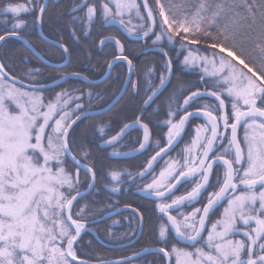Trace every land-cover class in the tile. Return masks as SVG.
<instances>
[{
    "label": "snow or ice",
    "instance_id": "obj_1",
    "mask_svg": "<svg viewBox=\"0 0 264 264\" xmlns=\"http://www.w3.org/2000/svg\"><path fill=\"white\" fill-rule=\"evenodd\" d=\"M173 3L174 0H155L154 10L148 0H144L150 23L141 25L145 29L143 35H155L154 44L165 37L169 44L181 41V49L188 53L183 64L200 68L205 77L212 78L214 87L206 93L192 91L179 106L185 114L178 122L167 121L168 145L171 146L191 118L202 116L206 120L204 126L195 129L191 146L184 149V165L178 174L175 173L179 162L173 161L144 188L162 198L182 180L200 177L201 182L186 195L157 205L179 241L187 242L194 251L177 247L175 243L169 248L168 229L164 223L159 226L158 238L163 246L158 251L169 264L173 257L175 264H264V0H194L181 3L178 10H174ZM98 8L106 22L123 17L133 9L139 16L136 0H81V4L70 11L86 9V21L90 23ZM46 11L47 5L39 0H25L24 3L8 0L0 6V16L10 17L0 21L5 25L0 29L4 32L0 42L9 37L22 38L18 30L29 26L22 13L35 12L32 26H42ZM9 23L10 28L7 27ZM156 27L158 33L153 31ZM73 36H76L75 31ZM115 43L123 53L120 41ZM200 44L212 51L201 56L199 48L190 47ZM60 47L65 53L69 51L63 45ZM116 59L125 60L126 57L120 55ZM128 65L131 68V60ZM167 70L171 72L170 60ZM0 73L8 75L3 64H0ZM164 83L162 76L160 85ZM67 95V92L58 93L54 101L45 103L42 95L9 86L4 77H0V264H87L78 259L75 249L85 223L74 218L72 213L74 202L82 196L79 190L82 161L72 154L69 137L70 129L80 116L72 119V113L61 107V98ZM204 95L215 97L218 105H205L203 109L189 112L188 107ZM223 96L230 98L231 115L225 111ZM97 97L103 99L100 93ZM67 103L63 101L64 105ZM172 115L169 112V116ZM230 120L233 122L229 123ZM242 122L245 128L243 147L237 137ZM134 124L143 129L139 148L144 149L149 142L148 124L142 122V117H137ZM221 124L224 129H231L230 139L220 131ZM132 126L125 124L117 135L104 142L113 144ZM98 131L103 135L104 126ZM209 132L210 135H203ZM225 139L227 146L220 143ZM217 146L222 148L219 153L215 151ZM198 147L202 150L200 153L196 152ZM164 151L166 149L161 148L160 152ZM160 152L149 159L147 168L139 173L141 177L152 168ZM84 155L87 157L88 153ZM69 156L75 172L68 168L66 158ZM215 162H222L223 180L221 182L218 176V190L209 194L202 210L196 208L188 214L170 215L173 207L197 199L209 183ZM95 168V162L84 165L89 189L96 186ZM108 175L112 181H119L121 173L111 170ZM112 191L118 189L113 187ZM224 199L227 207L221 218L207 228L210 210Z\"/></svg>",
    "mask_w": 264,
    "mask_h": 264
},
{
    "label": "trees",
    "instance_id": "obj_2",
    "mask_svg": "<svg viewBox=\"0 0 264 264\" xmlns=\"http://www.w3.org/2000/svg\"><path fill=\"white\" fill-rule=\"evenodd\" d=\"M6 2L8 0H0V6H3ZM12 2L24 3L25 0H12ZM39 2L42 3L43 0H39ZM87 2H92V0H87ZM188 2H194V0H174L173 8L174 10H178V6L181 3ZM136 3L139 9V16L137 15V10L133 9L131 12H125L123 17H117L115 20L109 19L106 22L101 14V10L98 8L94 19L88 23L86 21V9H78L74 13L70 11L77 4H81V0H59L56 4L50 2L49 6H47L45 21L41 28L45 38L57 41L69 49V63L60 70L52 69L41 63L38 59H35L24 45L17 40H8L0 48V63L5 66V71L12 78L33 85V87L55 83L67 74H78L96 82L106 75L109 62L116 59V57L123 55L127 60H131L132 62V81L121 102L105 115L87 118L78 123L72 129L69 141L72 145V153L82 161V164L91 165L95 162L96 165V187L90 195L82 199L81 202L79 201L76 205L82 203L91 212L102 214L85 222L95 221L120 207H132L143 218L144 229L140 240L134 246L125 251H111L105 249L98 242L101 241L115 246L130 242L135 236L125 242L117 241L120 235L125 234L126 228H129L130 224L132 226V219L127 217L134 215L126 212L113 220L93 226V233L84 234L75 247L78 259L83 261L95 263L115 261L135 255L152 246H163V243L159 242L158 238L159 226L161 223H164L163 219H161L162 216L155 209L156 203L142 198L140 194L145 185L148 184L150 178L145 177L132 180L130 177L143 169L142 167L147 162L149 155L146 154L141 156V158H130L128 160L111 157L109 156V151L113 148L108 150L102 149L104 141L115 136L125 124H129L140 116L149 125L152 130V136L161 141L163 137L161 135L165 131L164 122L169 118V112H173L175 108L177 110L181 109L179 106L183 105L184 99L192 91H210L214 87L212 78L205 77L200 68L186 67L183 64L184 56L188 53L186 49H181V41L177 40L173 45L169 44L165 37L160 42L154 44L155 35H152L145 42L132 41L126 37L123 29L133 35H143V30L145 29H142L141 25L149 23L141 0H136ZM148 3L155 10V0H148ZM156 15L158 17V10H156ZM141 16L144 19H141ZM22 17L28 21L29 26L18 30L20 36L28 39L31 47L49 63L55 65L63 63L65 60L64 53L42 42L37 33V26H32L36 13H23ZM2 18L0 16V21L3 20ZM121 19L124 20L123 24L120 23ZM4 27L3 24H0V29ZM73 31L76 32L75 37L73 36ZM85 32L89 34L85 35ZM154 32L158 33L159 28L156 27ZM2 34L4 32L0 31V35ZM116 40L120 41L123 53L117 47ZM101 41L104 43L101 44ZM190 47L199 48L201 56L209 54L212 51L205 44ZM151 48H159L167 53L173 66V76L166 90L158 96L153 105L144 108L145 101L161 86V77L163 76L166 79L168 76L165 55L158 52L143 54L146 49ZM114 66L109 79L96 87L87 85L80 79H73L50 90L28 92L42 95L45 103L54 101L58 93L67 92L68 95L61 98V107L66 108V106L74 102L72 107L70 105L69 108H66V111L71 113L73 112V105H82V108H76L77 112L73 117L79 116L87 110H101L115 99V96L121 91L122 85L126 81V74H128L127 66L124 63H118ZM36 69H39V72L35 71ZM18 88L25 91L21 87ZM89 93H91V96ZM97 93H100L103 99L98 98ZM222 98L225 99L226 106H228V98L226 99L224 96ZM64 100L68 101L67 105L63 104ZM218 103L214 99L200 97L188 109H203L205 105H218ZM258 103L260 102L258 101ZM100 126H104L105 131L103 135L98 131ZM244 134L245 128L242 125L239 131V140L242 147L244 146ZM140 136L138 132H135L126 137L127 139L122 144L114 147V149L122 146L120 147L122 148L121 152L132 150L134 149L133 147H136L141 142L142 138ZM220 143L227 146L228 140L225 139ZM221 151V147H218L216 150L217 153ZM84 153H88V156L85 157ZM81 156L83 159L79 158ZM66 159L68 160V158ZM68 168L73 172L76 170L70 161H68ZM111 170L119 171L122 175L121 181L117 183L118 185L110 180L108 172ZM87 178L89 179V177ZM80 180L82 181L79 186L81 192L88 188L86 174L81 171ZM217 184L213 185L214 187L210 188V191L216 190ZM113 187L117 188L118 191L113 192ZM109 208L114 209L103 213ZM118 221H120L121 225L118 224ZM109 237H112L113 240L115 239V243L106 241ZM166 239L169 248L174 243L177 247H180L170 233H168ZM187 249L190 251L194 250L193 248ZM127 264H165V259L161 255L154 254ZM172 264H175L173 259Z\"/></svg>",
    "mask_w": 264,
    "mask_h": 264
},
{
    "label": "water",
    "instance_id": "obj_3",
    "mask_svg": "<svg viewBox=\"0 0 264 264\" xmlns=\"http://www.w3.org/2000/svg\"><path fill=\"white\" fill-rule=\"evenodd\" d=\"M54 1L57 2L58 0H54ZM49 2H50V0H44L43 1V4H46L48 6L49 5ZM141 3H142V6H143L145 15L147 17V11L144 8V0H141ZM148 22L150 23V21H148ZM41 27L42 26H39V25H37V27H36L37 28V33H38V36H39L40 40L42 42H44L45 44H47L49 46H52V47H54V48H56V49H58V50H60V51H62L64 53V55H65V57H64L65 58V61L62 64H58V65L51 64L48 61H46L45 59H43V57L35 49H33V47H31L30 42L28 41V39H25L22 36H21L22 38L9 37L6 41H8V40H17V41L21 42L24 45V47L35 57V59H38L41 63L45 64L46 66H48V67H50L52 69H57V70L63 69L69 63V59H70L69 53L68 52L65 53L63 51V48L60 47V45H62L61 43H59L57 41H54V40H50L48 38H45V35L43 34V30H42ZM153 31H155V28L153 29ZM123 33L130 40L136 41V42H145L146 40H148L153 35L152 33H150L148 37H145L144 35L135 36V35L129 34V32H127L124 29H123ZM5 42H0V48H1V46ZM148 52H158V53H162L163 55H165V53H166L165 51H163V50H161L159 48H152V49L145 50L143 54H146ZM165 56H166V60L168 62L170 60V58L167 55H165ZM120 62L125 63V65H127V68H128V74H126L127 75L126 81H125L124 85H122L123 87H122L121 91L118 93L117 96H115V99L107 107H104V109L97 110V111H87V112H84L81 115H79L80 116V119L73 125V127H72V129H73L76 125H78V123H80L81 121H83V120H85L87 118L99 117V116H102V115L107 114L108 112L112 111L121 102V100L124 98L125 94L127 93V90L129 88V85H130V83L132 81V77H133V65H131V68H129L128 60L127 59H125V60H117V59H115V60L111 61V67H109V65H108V69H107L106 75H104L103 78H101L100 80H97L96 82L93 81V80H90V79H88V78H86L84 76H81V75H75V74L71 75V74H67V75H64L63 78H61V80H59V81H57L55 83H52V84H49V85H45V86H34L33 87V85H30V84H27V83H24L22 81H18L16 79L12 78L9 74L6 77L4 76V73H1V75L8 82H10L11 84H13L15 86H18V87H21V88H23L25 90H29V91H46V90H50V89L56 88V87L64 84L65 82H67L69 80H73V79H80V80L84 81L87 85L95 86L96 87L98 85H101V84L105 83L109 79V77L111 76V74L113 72V69L115 67L114 65L117 64V63H120ZM172 76H173V66H172V63H171V72L169 73V71H168V76H167V78L165 80L164 85H161V87L155 92V95L152 94L151 99H148L147 103L144 106L148 107L149 104H152L158 98V96H160L166 90V88L168 87V84L172 80ZM206 92L207 91H205V90L202 91V93H206ZM201 97H207V98L215 99V97L207 96V95H204V96H201ZM198 119L206 121L205 118H203L202 116H199V117H193L188 122H186V125H185L184 129L182 130L181 135L179 137H176L175 138V140L173 141V143H172L171 146H168V147L165 148L166 151L160 152V155L157 156V158H156L155 161H153L152 168L151 169H148L149 171L153 170L154 167L158 164V162H160V160L163 157H165L166 155H168L170 153L172 154V152L178 148V146L182 142L185 134L187 133V130H188L190 124L193 121L198 120ZM129 125H133V126L130 127V128H128V129H126L124 131V134L122 136H120V138L118 139V141L114 142L111 145L104 143L102 145V149L113 148L114 146L120 144L125 139V137H127L131 132H133L135 130H140L143 133V129L140 128L138 125H135L134 122L131 123V124H129ZM242 125H243V122L241 123V125L237 129V137H238V131L241 128ZM220 127L223 129L224 135H226L225 132L227 130H229L230 131V138H231V129L230 128L224 129L222 124H221ZM72 129H70V133H71ZM150 140H151V136H150V132H149V142L145 145V148L144 149H140L139 148L138 150H136V151H134L132 153H128L125 156V158L129 159L131 157H136V156H139V155L141 156V154L144 153L149 148V146H150ZM211 155L212 154H210V156ZM67 158H68V161H70L73 164V162L71 161V156H69ZM219 164L222 165V162H215L214 163V166L215 165H219ZM80 171L83 172V173H85L84 164H82V163H81V166H80ZM88 177L90 179V176H88ZM196 177L197 176H191V177H189L187 179L182 180L181 183L177 184L176 187L173 189V191L171 193H167L165 197L158 198V197H156L153 194L147 193L145 195V199L152 200V201H161V200H164L167 197H170V196L174 195V193H176V191L179 189V186L182 183H184L186 181H189L191 179H194ZM206 186H205V188H206ZM205 188H203L201 190V193L205 190ZM94 189L95 188H93V189L87 188L86 190L81 191L82 196H81V198H78V200L76 202H74V205H76L79 201L81 202L82 199H84L85 197H87L88 195H90L93 192ZM224 201H225V199L222 200L221 202H219L218 204H216L213 207V209L210 210L209 215L215 209H217L219 207V205H221ZM187 203H189V202H185V204H187ZM179 207H182V206L173 207L172 209L169 210V212L170 211H173L174 209L176 210ZM126 212L134 213L138 217V220L140 221V225H139V230H138L137 236L132 241H130L128 243H125V244H122V245H116V246L115 245H109V244H106V243L101 242V241L98 242V243L100 245H102L105 249H108V250H111V251H120V250H124L125 251L126 249L134 246L138 242V240L141 238V236H142L144 223H143V220L141 222V216H140V214L136 210H132V208H130V207H120V208L112 211L111 213H108V214L104 215L103 217H101V218H99V219H97L95 221L85 222V229L81 232V236L79 238V241L81 240V238L83 237L84 234L91 233V232L93 233V230L91 228H89L90 226H93L95 224H100V223L105 222V221L113 220L117 216H119V215H121L123 213H126ZM166 219H167V217H166ZM169 226H170L169 229L171 230L172 234L175 236L174 230L171 228V225H169ZM203 235H204V233H203ZM175 239L178 241V243H180L182 245H185L186 247L189 246L187 244V242L179 241V238H177L176 236H175ZM76 245H75V247H76ZM147 249H148V251L142 250L141 252H139V253H137L135 255H132L130 257H127V258H124V259H120V260H115V261L114 260H111V261H102V262H99V263L89 262V261H86V262H87V264H117V262H119V264H127V263H131L132 261H136V260H138L140 258L149 256V255L158 254V255L163 256V254L158 251L159 247H156V248L155 247H149ZM129 258H130V262H129ZM165 260H166V264H169L168 260L167 259H165ZM73 264H77V262H73Z\"/></svg>",
    "mask_w": 264,
    "mask_h": 264
},
{
    "label": "flooded vegetation",
    "instance_id": "obj_4",
    "mask_svg": "<svg viewBox=\"0 0 264 264\" xmlns=\"http://www.w3.org/2000/svg\"><path fill=\"white\" fill-rule=\"evenodd\" d=\"M44 1V0H43ZM59 1V0H58ZM58 1L57 2H55L54 0H50V2H53V3H58ZM50 2H49V4H50ZM43 3V2H42ZM49 6V5H48ZM147 50V49H146ZM115 60V59H114ZM113 61V60H112ZM120 63H122V62H120ZM118 64V63H117ZM117 64H115V65H117ZM125 64V63H124ZM149 99V98H148ZM148 99L146 100V101H148ZM154 103V102H153ZM153 103L152 104H149V106H152L153 105ZM145 104H146V102H145ZM144 104V105H145ZM143 105V106H144ZM148 106V107H149ZM148 107H146V106H144V108H148ZM104 109V108H103ZM195 110H197V109H190L189 110V112H191V111H195ZM225 111H227V109L225 108ZM185 113H183V115H184ZM182 115V116H183ZM140 117H142V116H140ZM136 120H134V121H132V122H130L129 124H131V123H133V122H135ZM201 121H203V122H206V121H204V120H200V119H198V120H195V121H193L191 124H190V126H189V128H188V130H187V133L186 134H188V132H189V130H190V127H191V125L193 124V123H196V122H201ZM142 122L143 123H145L144 121H143V119H142ZM128 124V125H129ZM148 127H149V125H148ZM220 131H222L223 132V129L220 127ZM239 131H240V129H239ZM239 131H238V139H239ZM120 132V131H119ZM118 132V133H119ZM135 132H138L139 133V135H141L140 137L142 138L141 139V142L143 141V133L140 131V130H135V131H133V132H131L128 136H130L131 134H133V133H135ZM149 132H150V136H151V140H150V146H149V148L144 152V153H142L141 154V156H143V155H146V154H148L149 155V157H148V160H147V162L144 164V167H142L143 169H141L140 171H142V170H144L145 168H147V163H148V161H149V159H151V157L152 156H155L156 155V153L157 152H160V150L159 151H157V150H155L152 146H153V142H158V140L157 139H155L152 135V130L150 129V127H149ZM226 137H228L229 139H230V131L229 130H227L226 132ZM186 134H185V136H184V138H183V140H182V142L184 141V139H185V137H186ZM117 135V134H116ZM127 136V137H128ZM127 138L125 137V139L120 143V144H122L125 140H126ZM182 142L180 143V145L182 144ZM120 144H118V145H120ZM118 145H116V146H118ZM179 145V146H180ZM116 146H114V147H116ZM169 145H166L165 147H163L164 149L166 148V147H168ZM178 146V147H179ZM113 147V148H114ZM219 146H217L216 147V149H215V151L217 150V148H218ZM134 149H132V150H129V151H127V152H121L122 154H123V156L121 157H119V155L116 157V158H123V159H126V160H128L127 158H125V156L128 154V153H132V152H134V151H136V150H138L139 149V145H137L136 147H133ZM109 149H111V148H109ZM105 150H108V149H105ZM178 150V148L176 149V150H174L173 152H172V154H174L176 151ZM172 154L170 153V154H168V155H166L165 157H163L161 160H160V162H158V164L154 167V169L153 170H151V171H147L146 173H145V175H144V177H142V178H145V177H149L150 179H152V175L153 174H155V172H156V170L160 167V166H162V163H163V161L164 160H166L168 157H170V156H172ZM141 156L139 155V156H136V157H131V159H136V158H138V157H140L141 158ZM130 159V158H129ZM223 172H224V169H223V165H215L214 167H213V171H212V174L210 175V180H209V183L207 184V186H206V188H205V190L197 197V199L195 200V201H192V202H190V203H187V204H185V205H183L182 207H179L178 209H174L173 211H170L169 212V214L170 215H174V216H178V214L179 213H183V214H188V213H191L194 209H196V208H199V209H201L202 210V208H203V206L207 203V200H208V195L210 194V193H212V192H214V191H217L218 190V176H219V180L222 182V180H223ZM135 178V177H134ZM136 179H138V178H135V180ZM200 179V177L199 176H197L196 178H194V179H191V180H189V181H186V182H184V183H182L180 186H179V189L176 191V193H174V195H172V196H170V197H167L166 199H164V200H161V201H152V200H149V201H152V202H154V203H156V204H158V203H161V202H168V201H170L171 199H173V198H175V197H179V196H181V195H186L187 194V192H190L191 190H192V188L194 187V185H195V182L197 181V180H199ZM201 182V181H200ZM215 184H217V189L216 190H214V191H210V188L212 189L214 186L213 185H215ZM147 193H145L143 196H142V198H144L145 199V195H146ZM150 194H152V193H150ZM148 200V199H147ZM226 202H227V200L225 199V201L221 204V205H219V207L217 208V209H215L208 217H207V220H206V226H207V228H208V226H211V224L214 222V220H216V217H217V215H220V213L222 212V210H223V207L225 206V204H226ZM130 208H132V207H130ZM118 209V208H117ZM116 210V209H115ZM132 210H135V208H132ZM114 211V210H113ZM137 211V210H136ZM138 212V211H137ZM158 212V214L160 215V216H162V218L161 219H163V221H164V224H165V226H167V229H168V231H167V233H166V238H167V235H168V233H170L171 234V236L175 239V236L172 234V232H171V230L169 229L170 228V226H169V224H167V219H166V217L165 216H163V214L160 212V211H157ZM129 213H131V212H129ZM139 213V212H138ZM132 215H134V217L136 218L135 220H137V222H138V229H137V233H138V230H139V225H140V221L138 220V217L134 214V213H132ZM120 216V215H119ZM141 216V215H140ZM118 217V216H117ZM178 218H182V217H178ZM143 220V219H142ZM85 223V222H84ZM143 223H144V221H143ZM95 225H97V224H95ZM95 225H93V226H95ZM93 226H90L89 228H91V229H93ZM143 229H144V227H143ZM137 233H136V235H135V237L137 236ZM207 234V232L205 231L204 232V236ZM134 237V238H135ZM133 238V239H134ZM132 239V240H133ZM140 240V239H139ZM175 241L178 243V241L175 239ZM178 245L180 246V247H183V248H185L186 250H188L187 248H192L191 246H185V245H182V244H180V243H178ZM152 247H159V246H152ZM160 248V247H159ZM188 251H190V250H188ZM194 251V250H193ZM165 259V258H164ZM174 262H175V260H174ZM165 264H166V260H165Z\"/></svg>",
    "mask_w": 264,
    "mask_h": 264
},
{
    "label": "rangeland",
    "instance_id": "obj_5",
    "mask_svg": "<svg viewBox=\"0 0 264 264\" xmlns=\"http://www.w3.org/2000/svg\"><path fill=\"white\" fill-rule=\"evenodd\" d=\"M23 14V13H22ZM21 14V15H22ZM3 18V20H5V19H10V17H4V16H2ZM11 23H9L8 24V27L10 28L11 27V25H10ZM5 26V25H4ZM228 59H231L230 57H228ZM233 63H235V61H233ZM199 69V68H198ZM245 71H247V69H245ZM0 77H3L2 75H1V73H0ZM4 81L9 85V86H14L15 88H18V86H15V85H13V84H11L10 82H7L5 79H4ZM18 89H20V88H18ZM24 91V90H23ZM29 90H25V92H28ZM28 93H32V92H28ZM36 94V93H35ZM224 97H226V96H224ZM226 99H227V97H226ZM61 101H62V99H61ZM60 101V102H61ZM75 101H77V100H75ZM227 105L228 106H226L227 107V112H228V114L229 115H231V113H232V107H231V103H230V98H228L227 99ZM74 102H72V103H70L68 106H66V108H69L70 107V105H71V107H72V104H73ZM13 108H15V106L13 105ZM63 108V107H62ZM66 108L64 107L63 109L64 110H66ZM77 106H74L73 105V112H71L72 113V116H71V118L72 119H74V118H76V117H73V115L77 112ZM190 109H188V111H189ZM18 111V110H17ZM87 111H89V110H87ZM87 111H84V112H87ZM84 112H82V113H84ZM81 113V114H82ZM173 113V115L170 117L169 115H168V119H167V121L169 120V119H171L172 120V122L173 123H175V122H178L179 121V119H180V117L183 115V113H185L184 112V110H183V108H181V109H174V111L172 112ZM56 118H59L58 116L56 117ZM167 121H165L164 122V127H165V131L163 132V135H161V136H163L162 137V140L160 141V140H158V142H153V148L155 149V150H157V151H159L161 148H163V147H165L166 145H168V136H167V133H168V128H169V124L167 123ZM231 122H233L232 120H230L229 121V123H231ZM206 124V122H203V121H201V122H196V123H193L192 125H191V127H190V130H189V132H188V134H186L187 135V137H186V139L182 142V144L178 147V150L174 153V154H172V156H170V157H168L166 160H164L163 161V163H162V166H160L157 170H156V172H155V174H153L152 175V179H150L149 180V182L148 183H151L152 182V180L155 178V177H158L159 176V174H160V172L162 171V170H164V169H166L167 168V166H168V164H170V163H172L173 161H178L179 163L176 165V168H177V172L175 173V174H178V171L180 170V168L184 165V157H185V155H186V153L184 152V149L185 148H187V147H190L191 146V144H192V141H193V139L195 138V136H196V132H195V129L197 128V127H199V126H204ZM203 135H210V132L209 133H204ZM120 147H122V146H120ZM120 147H117L116 149H111L110 151H109V156H111V157H117L118 155H119V157L121 156H123V154L120 152L121 151V149L122 148H120ZM202 150L198 147L197 149H196V152L197 153H200ZM73 154V153H72ZM74 155V154H73ZM80 159H83V157L81 156V157H79ZM78 159V158H77ZM143 171V170H142ZM142 171H140V172H142ZM139 172V173H140ZM139 173H136V174H134L133 176L131 175L130 177H131V179L132 180H134L135 178H138V179H142V177L139 175ZM223 175V174H222ZM135 177V178H134ZM144 177V176H143ZM121 178H122V175L120 176V179H119V181H113L115 184H117V183H119L120 181H121ZM110 180H111V178H110ZM173 183L175 182V181H172ZM197 182H200V179L199 180H197L196 182H195V185H196V183ZM118 185V184H117ZM195 185H194V187H195ZM119 187V186H118ZM79 190H81L80 188H79ZM145 193H151V192H149V191H145L144 190V188L142 189V191L140 192V194L143 196ZM209 196V195H208ZM175 198H177V197H175ZM175 198H173V199H175ZM173 199H171L170 201H168V202H161V203H171V201L173 200ZM161 203H158V204H156V208L155 209H157V211H159V208L157 207V205H159V204H161ZM75 206V205H74ZM85 205H83L82 203L81 204H79V205H76L75 207H74V210H73V217L74 218H77V219H80V220H82V221H89V220H91V219H93V218H95V217H97V216H100L102 213H96V212H91L89 209H88V207H86L85 208V210H84V212L83 213H81V215L80 216H76V213H78V212H80V210H81V208L82 207H84ZM225 207H227V202H226V204H225V206L223 207V210H222V212L220 213V215H217V217H216V220H218V219H220L221 218V216H222V213H223V211H224V208ZM114 208H109V209H107V210H105L103 213H105V212H108V211H111V210H113ZM127 218H130V219H132V226H131V224H130V227L129 228H126V232H125V234H122V235H120L119 237H118V241L117 242H125V241H128V240H130L133 236H135V233H136V230H137V227H138V222H137V220H135L136 218L134 217V216H130V217H127ZM216 220H214V222L216 221ZM131 222V221H130ZM213 222V223H214ZM118 224L119 225H121V223H120V221H118ZM212 225V224H211ZM167 227V226H166ZM211 226H208V228H210ZM132 228V230L130 231V229ZM167 233V232H166ZM207 236V234L205 235V237ZM117 238V237H116ZM236 238H240L239 236H237ZM106 241H108V242H113V243H115V239L113 240V238L112 237H109V238H107L106 239ZM78 256V255H77ZM173 260H175V258L173 257Z\"/></svg>",
    "mask_w": 264,
    "mask_h": 264
}]
</instances>
